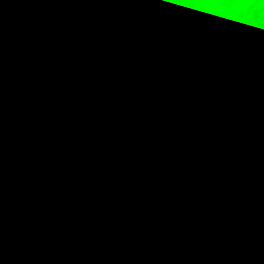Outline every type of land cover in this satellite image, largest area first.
<instances>
[{
  "label": "bare ground",
  "instance_id": "6f19581e",
  "mask_svg": "<svg viewBox=\"0 0 264 264\" xmlns=\"http://www.w3.org/2000/svg\"><path fill=\"white\" fill-rule=\"evenodd\" d=\"M238 105L241 111L236 118L232 114ZM227 119H231L228 129L233 130V136L217 139V124ZM41 125L45 126L46 138L36 140L33 137ZM211 129H216L215 133ZM32 143L40 148L54 147L45 158L58 161L57 167L62 166L68 174V181L63 174L59 181L73 183L69 186L76 198L70 200L74 198L73 213L79 216L76 222H84L83 216L87 219L91 215L101 223L97 228L98 224L91 227L89 221L80 226L77 222L78 227L72 225L76 230L67 241L73 243L70 245L65 242L67 238L63 241L66 244H59L26 231L16 232L19 227L14 229L16 225L2 218L8 225L2 221L5 230L0 229L1 233H18L23 249H28V244L35 251L39 247L47 253L54 250L70 256L103 244V239L115 240L114 250L119 253L127 249L122 247L124 240L132 247L144 244L136 230L148 221L136 216H148L147 205L153 207L154 214L163 208L157 206L169 203L155 195L163 188L165 174L161 172H167L171 163L178 165L180 154L176 150L181 146L190 152V164L202 169L198 171L205 177L200 183L204 191L184 193L187 196L180 200L182 203L176 200L164 207L175 216H193L213 200L211 196L232 187L240 175L264 166V0H0L3 181L11 180L9 167L16 163L13 158L17 149ZM66 192L60 193L63 199ZM253 196L247 200L250 207L244 204L254 215L243 218L250 223V232L247 237L242 235L245 239L241 244L238 236V247L231 249L233 241L227 237L231 246L222 244L227 248L221 250L220 244L219 250H211L206 248L207 240L206 249L201 251L200 246L202 255L198 250L201 256L196 257L190 249L178 245L182 264H264V177ZM89 198L94 204L87 203ZM105 201L109 204L103 208ZM25 212L26 216L27 208ZM192 216L187 217V225L195 220ZM160 218L164 216L155 219ZM74 220L71 222L75 225ZM191 228L186 229L191 232ZM234 240L237 242V238ZM127 253L129 259L136 258L130 255L134 254L132 250L127 249ZM150 254L149 264H173L166 261V256Z\"/></svg>",
  "mask_w": 264,
  "mask_h": 264
},
{
  "label": "rangeland",
  "instance_id": "374dc122",
  "mask_svg": "<svg viewBox=\"0 0 264 264\" xmlns=\"http://www.w3.org/2000/svg\"><path fill=\"white\" fill-rule=\"evenodd\" d=\"M238 107L240 108V106L238 105L236 107L235 111L232 114L236 118H237L238 115H240L237 112L240 113V111H241V108L239 109ZM247 109L248 110L252 109V106L249 105V108H247ZM227 120H225V122L224 121L223 122L220 121V124L219 123L217 124L216 129L218 131H216V129H211L213 133H215V131H216V133L214 135L217 137V139L224 140V139H229V138H231L233 136V130L232 129L231 130L228 129V126L231 128V125H232L231 119H227ZM38 128L39 129L37 130V134L33 138L36 139V140L46 138L45 126L41 125ZM219 134H221V135H219ZM40 146L41 145H39L37 143L21 145L17 149V151L15 152L16 156L13 158V161H16V163L11 164L10 167H9L10 172H11V180L13 182L10 180L9 182H12V183L9 184L8 180L6 181V179H5V181H3L4 179L0 178V181H1L0 182V196L2 195V197H0V208H2V209H0V214L2 213V215H0V217H1L0 218L1 219L0 220V224L4 220L2 218H6V219H8L7 221L10 222V225H16L14 229L19 227L17 229V231L15 230L16 232H18V231L20 232V230H22L20 233H23V232L26 233L27 232L28 235L29 234L30 235L33 234L32 236H37L38 238H40V237L42 238L43 237L44 239H47V240L49 238V239H51V241L53 239V242H55V240H56V242L59 243V244H63V243L64 244H66V243L69 244L70 242H67V241H69L70 236L73 235L72 233L76 230V227H78V226H76V224L78 222V221L76 222V220H77L76 217H79V216L75 215V213H73L75 210H74V208H72L73 207L74 198H76V196H74V195H76V192H73V188L71 189V186L73 185V183L71 181H69L70 184L67 183L68 174H66V173L64 174L63 167L60 166L62 169L59 166L57 167V165H59L60 163L58 161H56V160L55 161L57 163H55L54 161H52L54 159L51 160V158L50 159L47 158L49 156V155H47V152L49 151V149L51 150L54 147L53 146H47V147H44V148H40ZM183 148H185V147L181 146L180 149L176 150V152L178 154H180V157L178 156L179 159H180L178 165H175L174 163H171L172 165L169 166L170 169L168 168L169 170H167V172H166V170L161 172V173L165 174L162 177L163 178V182L162 183H164L163 184V188L159 189V191H157V194L155 195L157 197H161L162 199H165L169 203L163 204V206L162 205L161 206H157V208L158 207H163V208H161L159 212L154 213V214L152 213V208L153 207H151L150 205H147V206L145 205L146 206L145 210L149 212L148 216L146 214L136 216L137 218L141 217L140 219H144L145 218V220L148 221V224L143 225L144 227H142V229L141 228H137V230H136V233H137L136 235H139L140 240L144 241V244L146 242L145 246L141 242L143 245L139 244L138 247H135V246L132 247L130 245L131 246L130 247L127 244L128 241L124 240L122 242V247L124 249L127 248V249H130V251L132 250V252H134V254L130 253V255L134 256V258L136 257L135 259H133L132 257L129 259V254L127 253V249L126 250H119L121 253L117 252V248H115L116 250H114V247L116 246L114 244H116V242H115V240L113 241V239H111V241L107 240V242H104V240L106 241V239H103V241L101 240L103 244L100 243L101 245L98 244L97 246H95L96 249L94 247L92 248L94 250H92V249H89V250L82 249V251H80V250H79L80 252L76 251V252H74V254H70V256H69V254H66V253L64 255V252H63V254H62V252H58V251H55L53 253L54 250L49 251V253H47V250L43 249V251L46 250V252L45 251L43 252V251H41V249H39V247L36 248V251H35V247L31 246V245H28V244L25 245V246L26 247L30 246V247H28V249L30 250V248H32L34 251H32V250L28 251V249L26 248L27 251L25 252L26 249L25 248L23 249V247L20 246V245H22L23 240L21 239V237L18 236L19 238H17V236H16L18 233L16 235L13 234V233H16V232H12L11 233L10 231H8V232L5 231L4 233H1V232H3V230H5V225L3 224V222H5V220H6L5 219L2 222V224H1L2 226L0 225V229L3 228V230H0V264H62V263L63 264L64 263L65 264H141V263L145 264L147 262H148L147 264H149V258L151 257L150 253H153L156 256H161V255L162 256H166L167 257V260H166L167 262L171 261L173 264H182V259H181L182 257L178 253L179 252L178 251V245H182L184 248H187V250L190 249L189 253L191 252V254H193L194 256H196V254H199L201 251H204L206 248L207 249H211V250H215L216 249V251H217V250L220 249L218 247L220 244H221V250L222 249H226L227 246H226V248L225 247L222 248V244L224 246L225 245L229 246V244H230V246H231L230 240H228L227 237L229 239H231V241H233L232 242V246H233V243H234V246L233 247L231 246V249L234 248V247H238L239 246V242L241 244V242L244 241L245 237H247V235H249V232H250V223L244 222V219H243V218H245L244 216H246V217H248V216L251 217L252 216V218H254L253 212L251 214L250 211H249V208H245L244 204L246 205V207H248V206L250 207V202H248V201H249V199L252 198L253 195L255 196L259 186L262 183V178L264 177V166L259 167V169H255L254 171L250 172L249 174L247 173L246 176L244 174L240 175L241 178L238 177L235 180L236 182L235 181L233 182L232 187L228 186L229 188L227 187L226 189L221 190L220 193L218 192L217 194H215L214 195L215 197L211 196V197H213V200L209 201V202H206L207 206L205 208L204 207L202 208V206L200 207V205H203L202 203H204V201L199 203L198 206H196V207H200L201 211L199 210L200 213H199V211L196 212V213H199L200 215H202V217L200 215L199 216H194L196 213H194L193 216L192 215H188V216L186 215L184 217L183 216L180 217L178 215L175 216L174 214H172V212L168 211L169 209L167 207H164V206H166L168 204L169 205H173L174 201H176V200L179 201V203H180L181 202L180 200L184 199L187 196L184 193L189 194L191 192V194H189V195H193L194 194L193 192H195V194H198L197 191L198 192L200 191L199 193H202V191H204V188L202 187V184H203V181H205V177H203L202 173H200V172H203V171H202L201 168H198V166L194 167L193 164H192L193 165V167H192V165L190 164L191 163V161H190V157L191 156L187 158V156H188V154H190V152L189 153L185 152V149H183ZM45 150H47V151H45ZM186 150L188 151V149H186ZM43 151H44V153H43L44 156L41 153ZM184 152H185V154L182 155V153H184ZM40 154L43 156L44 160H43L42 156L39 158ZM173 154H175V153H173ZM46 155H47V157L45 158ZM48 159L50 161H47ZM45 160L48 163H46ZM54 165H56V167ZM196 167L198 169H195ZM199 169H200V172L198 171ZM56 170H58V173H60V174H58ZM55 174H56V176H55ZM62 174H63V177L65 175V178H63V179L67 180V181L64 182L63 179H61L60 181L58 180V179H60ZM57 175H60V176L57 177ZM183 175H185V177H186L185 180L182 179ZM53 176H55V177H53ZM12 177H13V179H12ZM57 180H58V182H57ZM59 182H62V183H59ZM63 182H64V184H63ZM57 183H59V184H57ZM200 183H202V184L200 185ZM2 184H4V185H6V184L8 185L9 184L8 185L9 187L7 185L4 186ZM11 184H13L12 187H11ZM69 185H71V186H69ZM56 186L59 187V188H56ZM68 186L70 188H68ZM13 187H14V189H13ZM15 187L18 188V189H16ZM184 188L185 189L187 188L186 190H188V192H186V190ZM198 188L199 189L203 188V190L202 189L199 190ZM55 190H56V193L59 192V194H60L62 192L64 195H65L64 192L67 191L66 192V196L68 197L67 198L68 200H70V198H72V196L74 197L72 200H70L71 207L68 206V204H70V203L66 199V196H64L65 198L63 199V195H62V197H61V194L59 196L58 193L57 194L55 193ZM71 193H72V195L70 196ZM45 195H46V197H44ZM57 195L59 196V198L61 197L63 199V201H62L63 203H64L65 200H67V202L65 201V204H64L65 206L67 204L66 207L61 202V199H60V203H59V200H58L59 198H57L58 197ZM42 196H43L44 199L42 198ZM181 196H184V197H181ZM33 197H35V198H33ZM2 198H3V200H2ZM46 198L48 200L45 201ZM52 199L54 200V203L57 204V206L53 203ZM219 200L222 202V205H218V201ZM244 200H246V201H244ZM49 201H50V203H49ZM5 202L6 203H10V204H6ZM24 202H27V203L29 202V203L28 204L26 203L25 205L22 206V203L24 204ZM215 202H216V204H215ZM221 202H219V203H221ZM246 202H248V203H246ZM3 203H4V205H2ZM61 203H62L61 208H63V209L60 208ZM87 203L94 204L93 201L91 200V198L87 199ZM223 203H225V204H223ZM107 204H109V203L105 201V203H103L102 207L104 208V206H106ZM7 205H9V206H7ZM41 205H42V207H41ZM214 205L217 206V208L214 207ZM24 206H25V209H24ZM50 206H51V208H50ZM55 206H56V208H55ZM145 206H143V207H145ZM208 206H210L211 208L213 207L214 209L213 208L210 209V207H208ZM8 207H10V208H8ZM13 207L15 209L16 208L17 209L15 210V209H13ZM22 207H23L24 211H23ZM28 207H29V211L30 212L28 211ZM20 208L22 209V211H21ZM26 208H27V212L28 213L25 216ZM49 208H50V210H49ZM66 208H69V210H67ZM70 208L73 209V210H71ZM229 208L233 209V211L230 210ZM58 209H60V210H58ZM65 209L67 210V213H66V211L64 212ZM209 209L211 210L212 213L210 212ZM56 210H58L59 212L56 211ZM213 210H216L218 214L216 213L217 215L215 214V216H214L213 213H215L216 211H213ZM225 210H226L227 213L225 212ZM245 210L249 211V213L247 215H245L247 213V212H245ZM231 211H232V213H231ZM208 212H210L214 218L212 216H209L211 214L208 213ZM228 212H230V213H228ZM30 213H31V215H30ZM71 213H73V214H71ZM233 213H235V214H233ZM28 214H29L30 218L28 217ZM61 214H63V215H61ZM228 214H229V216H228ZM250 214H251V216H250ZM18 215L22 216V217H19ZM72 215H73V217H72ZM166 215H167L168 219L165 218ZM170 215H171V217H170ZM172 215H173V217H172ZM204 215H205L206 218L204 217ZM220 215H221V218H220ZM47 216H48V219H47ZM160 216H164V218H162V219L160 218V220L159 219H157V220L155 219L157 217L159 218ZM189 216L190 217L191 216L194 217L195 220L189 221L188 222L189 224L187 225L186 220H187V217L190 218ZM39 217H40V220H39ZM83 217H85V220L83 219L84 222H81L82 224H88L87 221H89V224H91L90 225L91 227L92 226L95 227L98 224L95 227V228H97L100 225V223H101V222L99 223L98 220H96L97 218H95V216L92 217L90 215L89 217H87V219H86V216H83ZM90 217H92V219ZM195 217H197V218H195ZM224 217H227V218H224ZM44 218H45V220H43ZM70 218L72 220L75 219L74 220L75 225L72 224L73 222H71ZM178 218H180V219H178ZM184 218H186V219H184ZM207 218H209V219H207ZM215 218L218 219V220H216ZM164 219H165V221H164ZM221 219L223 220V222L220 221ZM229 219H230V221H229ZM184 220H185V222L183 223ZM199 220H201V221L198 222ZM181 221H182V223H181ZM217 221H218V223L220 222L221 224L220 223L218 224ZM19 222H21V223H19ZM31 222H32V224H31ZM241 222H242V224H241ZM5 223H7V222H5ZM81 223H79L78 225L80 226ZM94 223H95V226H94ZM145 223H147V222H145ZM216 223H217V226L214 227L216 225ZM222 223H223V227H224L225 230L222 227ZM7 225H8V223H7ZM21 225H24L26 227L21 226ZM68 225H70V226H68ZM72 225L76 226V227L74 228ZM218 225H219V227H218ZM226 225H227V228H226ZM188 226L190 228L191 227L193 228V229L191 228V232H189L187 230V229L190 230V228H188ZM13 227L11 226V228H13ZM35 227H38L40 229L35 228ZM196 227H197V229H196ZM217 227H218V229H217ZM63 228H65V229L67 228L68 231L64 230ZM228 228H230L228 230L229 233L226 232L227 231L226 229H228ZM234 228H235V231H238L237 233L233 230ZM231 229H232L233 232H231ZM193 230H195V231H193ZM217 230H219V231H217ZM220 230L224 233V235L221 233ZM66 232H67V234H66ZM215 232H219L220 235L218 236L219 233H215ZM230 232L232 233L231 235H230ZM243 232H244V234H243ZM206 233L210 234V238L211 239L209 238V235H206ZM225 233H227V234L225 235ZM11 234H13V235H11ZM245 234H246V236H245ZM66 235H68L69 237L66 236ZM202 235H204V236H202ZM205 235H206V237L208 239L204 238ZM242 235H244L245 237L242 236ZM14 236H16V237H14ZM99 236H102V235H99ZM142 236H143V238H142ZM221 236H222V238H221ZM238 236H240V240H239ZM60 237H61V239H59ZM218 237H220L221 240ZM233 237L237 238V242L234 240L235 238H233ZM241 237H243V238H241ZM201 238H202V240L205 239V240H203V243H202ZM216 238L219 239V241ZM12 239L13 240L15 239V241H13ZM65 239H66V241H65ZM144 239H146V240H144ZM214 239H216L217 241H214ZM10 240H12V241H10ZM19 240L20 241L22 240V241L20 242ZM149 240H150V247H148ZM194 240H195V243H193ZM207 240H209L210 242L212 240V244H210V242L207 241ZM238 240H239V242H238ZM63 241H65L66 243L63 242ZM108 241H109V243H108ZM159 241L162 242V244H164V248L165 249L162 247L164 251H161L160 249H158V250L155 249V247H157V244H158ZM198 241H199V244H197ZM205 241H206V244H208L207 242H209V244H208L209 247H208V245L206 247V244H204ZM220 241H223V242H226V243L224 244V243H222ZM215 242L216 243L218 242V244L215 245ZM105 243H108V244H105ZM193 244L194 245L197 244V245H195L193 247ZM70 245H73V243L72 244L70 243ZM112 245H113V247H112ZM212 245H214L213 248L216 247V246L217 247L212 249ZM200 246L201 247L203 246L204 248L203 247L201 248ZM196 248H198V249H196ZM195 249H196L197 252H198L199 249L201 251L199 250L200 252L196 253ZM37 250H38V252H37ZM85 251H87L88 253L85 252ZM93 253H94V255H93ZM45 254H46V256H45ZM136 254H138L140 256V259H139L140 261L138 260L139 257ZM200 254L202 255V252ZM127 255H128V257H127ZM200 256L197 255L196 257H200ZM64 257H68V258L65 259ZM145 259H147V261Z\"/></svg>",
  "mask_w": 264,
  "mask_h": 264
},
{
  "label": "crops",
  "instance_id": "0c3cea01",
  "mask_svg": "<svg viewBox=\"0 0 264 264\" xmlns=\"http://www.w3.org/2000/svg\"><path fill=\"white\" fill-rule=\"evenodd\" d=\"M162 247L164 248V245L162 244V242L159 241L158 244H157V247H155V249H156V250L160 249L161 251H164ZM164 249H165V248H164ZM153 255H154V254H153Z\"/></svg>",
  "mask_w": 264,
  "mask_h": 264
}]
</instances>
